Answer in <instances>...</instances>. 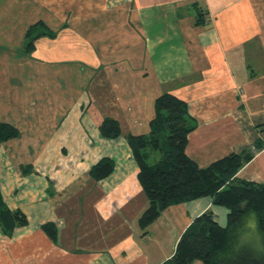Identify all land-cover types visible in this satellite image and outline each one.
Returning a JSON list of instances; mask_svg holds the SVG:
<instances>
[{
  "label": "crops",
  "instance_id": "obj_1",
  "mask_svg": "<svg viewBox=\"0 0 264 264\" xmlns=\"http://www.w3.org/2000/svg\"><path fill=\"white\" fill-rule=\"evenodd\" d=\"M39 20L54 35L26 51L24 32ZM0 40L21 45L0 51V121L18 129L0 143V192L27 217L0 231V264H163L199 214L226 223L227 208L205 196L161 212L173 235L165 251L138 225L148 201L125 134L149 130L164 92L196 120L187 156L206 166L251 148L237 176L264 183V0H0ZM105 117L121 135H101ZM102 157L114 168L94 181ZM249 215L238 244L251 217L257 229Z\"/></svg>",
  "mask_w": 264,
  "mask_h": 264
},
{
  "label": "trees",
  "instance_id": "obj_2",
  "mask_svg": "<svg viewBox=\"0 0 264 264\" xmlns=\"http://www.w3.org/2000/svg\"><path fill=\"white\" fill-rule=\"evenodd\" d=\"M41 35L54 33L42 21L29 25L24 32L25 49L30 51ZM196 120L188 112L185 100L164 92L154 100V115L146 133H126L139 171L137 174L148 205L138 218L140 229L155 220L169 205L209 196L216 205L227 208L226 223L221 225L210 210L196 216L180 235L175 250L163 264H264V183L237 176L253 152L246 149L229 153L206 166H200L185 153L188 134L196 127ZM102 136L121 135L119 122L105 117L98 123ZM18 135L11 123L0 121V143ZM261 142L256 141L255 147ZM114 168V160L102 157L91 166L89 176L99 181ZM253 213L256 227L263 237V248L238 244L235 232L243 218ZM27 223L20 209H10L0 192V231L10 236L13 230ZM42 229L56 241L57 229L53 222H45ZM146 233V232H145Z\"/></svg>",
  "mask_w": 264,
  "mask_h": 264
},
{
  "label": "rangeland",
  "instance_id": "obj_3",
  "mask_svg": "<svg viewBox=\"0 0 264 264\" xmlns=\"http://www.w3.org/2000/svg\"><path fill=\"white\" fill-rule=\"evenodd\" d=\"M4 34V32H1V34ZM21 48L20 44H5L4 42H2L0 40V51L1 50H6V49H11L13 51H18V49ZM25 49V47H24ZM9 51L5 52L8 53ZM12 53V52H9ZM148 103V106L150 105V100L146 99V104ZM153 104V101H152ZM144 129V128H142ZM145 133L148 132V128L145 127L144 129ZM163 213H160V215L153 220L147 227L146 229H149L150 232V236H151V243L152 245H154L156 247V249L161 250V251H165L167 249V246H169L170 244V239L172 238L173 235L169 236L167 235L166 231H167V227L165 225V221L168 220L166 219V217H162ZM247 219L249 218V216L251 215H247ZM161 218V219H160ZM169 222H171V220H168ZM247 221V220H246ZM253 217L250 218V225L252 226L248 232L242 233L240 234L239 237V244H244V245H249L252 248H254V250L257 251V249H262L263 248V237L262 235L258 232V230L256 228H253ZM200 261V260H199Z\"/></svg>",
  "mask_w": 264,
  "mask_h": 264
}]
</instances>
